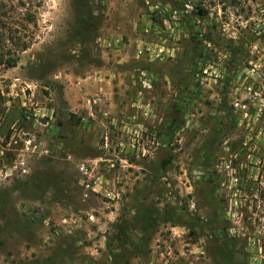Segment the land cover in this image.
<instances>
[{
  "label": "rangeland",
  "instance_id": "374dc122",
  "mask_svg": "<svg viewBox=\"0 0 264 264\" xmlns=\"http://www.w3.org/2000/svg\"><path fill=\"white\" fill-rule=\"evenodd\" d=\"M0 264H264V0H0Z\"/></svg>",
  "mask_w": 264,
  "mask_h": 264
},
{
  "label": "built area",
  "instance_id": "2783aa9c",
  "mask_svg": "<svg viewBox=\"0 0 264 264\" xmlns=\"http://www.w3.org/2000/svg\"><path fill=\"white\" fill-rule=\"evenodd\" d=\"M16 84H18V87H20V89H19V91H17V90H15L14 89V86L16 85ZM143 84H145V82H143ZM32 86H31V84H29V83H26V82H20L19 81V79L17 78V79H15L14 80V82L12 83V89H11V96L12 97H16V96H19L20 95V93L21 94H23V95H25V92H32ZM80 169L81 170H84V165H81L80 166Z\"/></svg>",
  "mask_w": 264,
  "mask_h": 264
},
{
  "label": "trees",
  "instance_id": "16d2710c",
  "mask_svg": "<svg viewBox=\"0 0 264 264\" xmlns=\"http://www.w3.org/2000/svg\"><path fill=\"white\" fill-rule=\"evenodd\" d=\"M11 66H14V63H13V64H11Z\"/></svg>",
  "mask_w": 264,
  "mask_h": 264
}]
</instances>
